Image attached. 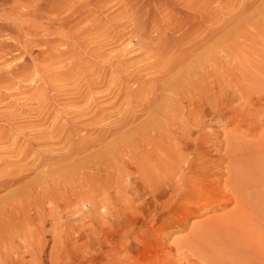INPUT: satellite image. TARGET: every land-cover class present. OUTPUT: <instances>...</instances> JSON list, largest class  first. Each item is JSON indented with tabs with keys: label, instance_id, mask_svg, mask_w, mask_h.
Wrapping results in <instances>:
<instances>
[{
	"label": "rangeland",
	"instance_id": "374dc122",
	"mask_svg": "<svg viewBox=\"0 0 264 264\" xmlns=\"http://www.w3.org/2000/svg\"><path fill=\"white\" fill-rule=\"evenodd\" d=\"M261 140L264 0H0V264H209L214 187ZM179 157L210 164L172 178L194 194L148 202Z\"/></svg>",
	"mask_w": 264,
	"mask_h": 264
},
{
	"label": "bare ground",
	"instance_id": "6f19581e",
	"mask_svg": "<svg viewBox=\"0 0 264 264\" xmlns=\"http://www.w3.org/2000/svg\"><path fill=\"white\" fill-rule=\"evenodd\" d=\"M192 64H194V63H192ZM175 67H177V66L175 65ZM166 105L167 104H165V106ZM204 142H203V144H204ZM258 142L259 141H257V143ZM124 144H125V141H124ZM235 144L237 146V142L232 144V145H235ZM257 146H258V149L255 146H254V148L250 147V149H248V148L245 149V148H241V146L239 144V146H237V148H236L237 149L236 155H237L238 165L237 166L235 165V160L233 158L234 162H230L229 166L227 167V169L230 172V173L228 172L229 174H228V180H227V184H229V185L228 186H216V187H214L215 189H217V191L219 193H221V191L223 190L222 188L224 187V190L226 191V195L230 196L228 201H227L229 203L228 206L232 205L233 207H232L231 211L229 212V215L224 216L225 218H223V216H222L223 219L219 220V222L214 224L217 226H214L212 224L210 225V223H208V222H207V224L202 225L203 227H206L207 230H210V228L212 229L213 227H216V228L218 227L217 229H215V231L213 230L214 232L218 233V234H215L216 236H214V239L212 238L213 240L211 239L212 241L209 242L208 241L209 238H206L207 239V241H206L207 243H205L206 245L203 246L204 245L203 242L205 241V240H203V242L201 241L203 243V245H202L203 247L199 246L197 248L201 251L200 254L204 255L206 257L209 264H215V263H220V262L224 263L226 260L225 258H228V260L231 259L230 254H232V253L235 254V252H238V251L240 253L241 248H242V250H245V253L247 251V248H250V246H254L255 248L260 247L259 248L260 250H262V247L264 248V233H263L264 232L263 231L264 230V141L261 140ZM25 155L29 156L30 154H25ZM208 163L209 162H205V161L197 163L193 159L184 160L183 157H179V158H177L175 163H172V165H173L172 167H167L165 172L163 170L162 173L157 174L156 173L157 171L156 172L150 171V174L152 177H148V175H146V176L144 175L145 177H143L142 179H144L145 181L149 180V182H152L151 185H155V184L157 185V184H160L161 182H168V183L173 184V185L175 184L176 186H147V187H149L150 194L152 195V201H148V202H150V203L153 202L154 204H157L160 193H161L160 190L163 191L165 189H168L167 191H170V190L172 191L171 194L175 198L176 202L179 201L181 198H184L185 197L184 195H188V193L190 194L189 191H191L190 195L194 194L193 190L191 189V188H193V186H178V182L172 181V178L175 177L176 179H178L181 177V179H182L187 172L189 173L192 170H194V172H193L194 174L195 173H201L200 170H197L199 168H202L204 175H206L208 168H209V165H210ZM205 166L207 167L206 170L204 169ZM156 169H158V168L156 167ZM182 171H183V173H181ZM185 171H187V172L185 173ZM160 176H163V177L161 178ZM0 185H2V184H0ZM9 185H10V183H9ZM12 185H14L13 182H12ZM27 186H29V185H27ZM200 187H203V186H200ZM205 187L207 188V190L208 189L210 190V186H205ZM204 188H203V190H204ZM171 194H169L168 197ZM147 195H149V194H147ZM116 199L117 200H115V198L111 199V201L114 202L116 206L120 205L123 208L122 210L120 209L119 216L126 215L127 212H129L131 209L130 205H128V203H126V200L124 199L122 194H120L119 197ZM173 201H174V199H173ZM132 204H133V202H132ZM98 205H99V201L97 203L92 204L93 212L94 211L97 212ZM185 207H186V205H185ZM180 214H181L180 211H177V212H174L172 215L169 214L170 216H168V217L162 218L161 215L156 216V212H155V210H153L152 214L150 216L151 217H157V220H155L154 223L156 224L159 221H161L162 223H161V225H159V228L163 227L166 229L167 228L166 226H170V224H171V223H166V222L167 221L170 222L172 220L175 221L177 219V217L180 216ZM142 221L143 220H141V222ZM125 224H127V222ZM200 228H202V227H200ZM210 231H212V230H210ZM207 232H209V231H207ZM196 239H198V238H196ZM38 242H39V245L42 244L41 241H38ZM198 245H199V242L197 243L196 246H198ZM71 246H72V241H71V238H69V237L65 241L63 240L62 242H56L55 243V247H56L57 252H60L61 250L70 251ZM254 247H251L250 248L251 250H249V249L248 250L253 251L252 249H255ZM256 250L257 249H255L254 252H256ZM260 252H264V249H263V251H260ZM243 253L244 252H242V254ZM247 253L250 254L249 252H247ZM255 254L256 253L253 254V257ZM226 255H229V257H227ZM258 255H255V257ZM234 256L235 255H233L232 257H234ZM240 256H243V255H241V253H240ZM246 256H247V254H246ZM237 257L239 258V256H237ZM235 258L236 257L232 258L233 261L232 260H230V261L234 262ZM240 258L237 260V262L240 261ZM254 258H253V260H254ZM261 258L262 259L260 260V264H264V258L263 257H261ZM247 259H249V258H247ZM245 260H246V258L244 257L240 263H245L247 261V260L246 261ZM243 261H245V262H243ZM237 262H234V263H237ZM257 263H259V262H257Z\"/></svg>",
	"mask_w": 264,
	"mask_h": 264
}]
</instances>
